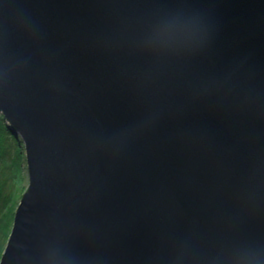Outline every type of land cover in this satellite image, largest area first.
Returning <instances> with one entry per match:
<instances>
[{
    "label": "water",
    "instance_id": "1",
    "mask_svg": "<svg viewBox=\"0 0 264 264\" xmlns=\"http://www.w3.org/2000/svg\"><path fill=\"white\" fill-rule=\"evenodd\" d=\"M0 116V264H264V0H0Z\"/></svg>",
    "mask_w": 264,
    "mask_h": 264
},
{
    "label": "trees",
    "instance_id": "2",
    "mask_svg": "<svg viewBox=\"0 0 264 264\" xmlns=\"http://www.w3.org/2000/svg\"><path fill=\"white\" fill-rule=\"evenodd\" d=\"M24 160L23 144L0 116V260L11 233L18 187L25 185L27 180Z\"/></svg>",
    "mask_w": 264,
    "mask_h": 264
},
{
    "label": "rangeland",
    "instance_id": "3",
    "mask_svg": "<svg viewBox=\"0 0 264 264\" xmlns=\"http://www.w3.org/2000/svg\"><path fill=\"white\" fill-rule=\"evenodd\" d=\"M26 169H27V166H26ZM20 187H18L19 191H18V196H17V205H16V210H15V213H14V216L16 214V211H17V208L21 202V199L23 197V195L25 194L26 190H27V187H28V177H27V180L25 181V185H19ZM24 186V187H23ZM22 188H24L25 190L22 192ZM5 248H6V245H5ZM4 248V250H5ZM4 253V252H3ZM3 255V254H2ZM2 257V256H1Z\"/></svg>",
    "mask_w": 264,
    "mask_h": 264
},
{
    "label": "bare ground",
    "instance_id": "4",
    "mask_svg": "<svg viewBox=\"0 0 264 264\" xmlns=\"http://www.w3.org/2000/svg\"><path fill=\"white\" fill-rule=\"evenodd\" d=\"M4 121H5V120H4ZM5 124H6V126H8L10 132H12L13 135H14V136H15V137H16V138L22 143L20 137L18 136L17 133L14 132V130L12 129V127L9 126L8 123H7L6 121H5ZM22 144H23V143H22ZM24 156H26V155H25V150H24ZM24 164H25V166H27L26 157H25V160H24ZM26 172H27V177H28V171H27V169H26ZM14 217H15V216H14ZM13 226H14V218H13V222H12L11 230L13 229Z\"/></svg>",
    "mask_w": 264,
    "mask_h": 264
}]
</instances>
